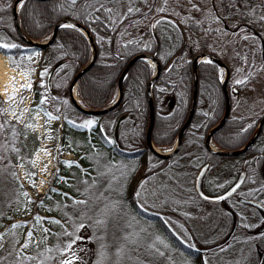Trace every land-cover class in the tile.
<instances>
[{"label": "trees", "instance_id": "1", "mask_svg": "<svg viewBox=\"0 0 264 264\" xmlns=\"http://www.w3.org/2000/svg\"><path fill=\"white\" fill-rule=\"evenodd\" d=\"M12 3L13 0H0V33H6L8 44L15 43L20 47L0 51L10 57L39 52L17 32L13 21ZM101 4L113 9V12L107 13L103 9L96 11ZM20 5L17 11L18 22L23 35L30 39L48 38L54 26L62 20L75 21L88 30L96 48V57L76 82L80 103L87 108H103L114 102L118 79L129 59L135 54L147 53L158 60L161 68L151 84L154 118L150 138L156 147L172 146L187 117L194 81L193 59L200 52H209L217 56L229 68L226 86L229 92L230 112L223 124L211 134V141L217 148L228 150L241 147L250 138L258 121L264 115V101L260 105H255L253 110L233 114L234 96L253 93L258 87L264 89L263 40L254 32L260 41L257 44L251 38L245 46L237 48L242 58L238 65H235L233 60L225 59L221 42L228 27L223 17L213 7L210 11L202 13L185 11L171 13L165 9L157 14L156 0H77L75 5L66 3L65 0H24L23 8ZM85 5L94 7L86 9ZM61 7L65 10L61 11ZM129 7L138 8L139 11L134 10L125 15ZM84 13L90 15H82ZM96 17H99L98 21L95 20ZM153 24H156L155 28L152 27ZM48 51L52 53L51 57L47 55ZM42 52L40 60L47 69L43 77V88L49 93L47 102L54 107L52 115L59 117L60 120L57 130L59 142L65 143L69 133H77L84 138V143L70 149L74 157H60L59 153H56L55 168L47 188L38 195V198L30 197L31 217L29 216L28 221H34V216H40L43 218L41 224L43 226L48 217L41 212L57 211L50 207L49 199L52 195L60 196L62 190L69 191L72 180L84 183L91 178L92 182L97 170L99 172L100 169L111 166L119 176L115 181L116 195L113 200L122 215L121 218L125 220V217L133 213L135 216L150 220L165 238V241L160 242L162 244L160 251H156L160 254L159 262L156 260L158 254L156 258H144L140 255L141 244L138 243L142 242L141 234L131 229L134 232L132 243L136 245L135 247L132 245V248L136 250L130 254L119 251V254H115L114 264H207L206 252L222 248L232 234L224 242L203 249L188 242L183 234L175 230L174 226L180 221L187 220L191 211L195 208L200 209V203L204 202L184 180L176 181L178 173L191 175L203 163L208 162L209 166L202 179V186L205 189L207 183L204 181L208 171L225 160H235L237 168L233 172L231 170V174L237 175L240 171L246 173L243 184L236 194L257 200L264 205V123L255 140L244 152L236 156L213 153L204 144L209 129L220 120L225 108L222 69L216 62L214 65H206L201 62L202 60L198 61L197 98L192 119L182 134L178 150L163 158L151 150L146 140L149 120L147 86L155 73L156 67L153 63L144 58L136 59L122 79L120 102L110 111L96 115L79 111L73 106L68 95L70 80L88 63L92 55L91 44L84 32L77 27L76 29L58 27L53 41ZM10 64L15 65L13 61ZM244 79L247 83L235 84L236 80ZM231 85L235 86V91L233 88L230 89ZM37 92V95L41 96L42 90ZM45 105L46 103L40 104L42 110L51 113ZM76 118L80 121H76ZM87 119L96 121L93 129H81L69 123L72 121L79 124ZM4 121H7L5 117L0 116V123ZM7 122L9 126L0 137L3 139L9 135L16 141V147L11 142L10 147L5 144V148L0 141L1 155L7 156V159L0 161V166L10 164L14 166L15 162L11 160V155L22 157V149L25 150L26 146L17 125ZM12 126L18 135H13ZM9 148H18L19 152L8 155ZM64 161L73 162V166L67 167ZM141 167H144L142 171ZM176 170L177 173L173 174L172 172ZM164 171L173 187L166 189L160 201L145 200L143 186L153 175ZM137 173L140 175L139 179L135 177ZM20 188L21 183L16 190L0 189V200H6V204H0V207L5 205L4 208H0V220L3 223L9 220V216L18 213L13 209L17 203H25L26 199H29V197L24 199ZM52 188L56 189V192H51ZM138 191L141 193L139 196ZM70 193L75 197L72 200L85 197L83 189L77 194L73 191ZM21 196L24 200H21ZM229 199H225L224 203L235 216L234 231L239 227L249 230L251 223L249 225L245 223L242 213ZM41 200L43 206H40ZM68 218L70 220L69 216ZM24 222L17 221V224L23 225ZM261 233H264V230L252 236L257 238ZM116 245L120 250L128 248V243L121 237ZM93 257L95 258L94 254L90 255L88 264L93 262ZM97 261L104 262L102 253ZM258 264H264V259L261 258Z\"/></svg>", "mask_w": 264, "mask_h": 264}, {"label": "rangeland", "instance_id": "2", "mask_svg": "<svg viewBox=\"0 0 264 264\" xmlns=\"http://www.w3.org/2000/svg\"><path fill=\"white\" fill-rule=\"evenodd\" d=\"M192 3L199 5L201 10L193 9L188 0H167V3H165V0H156V7L157 9L163 7L171 13L182 11L202 13L210 11L212 7L215 8L228 27L221 42V49L224 52L225 59L233 60L235 65H238V62L242 59L238 47L245 46L251 38L257 44L259 43L260 39L254 32L260 35L264 45V21L260 19L261 16H264V0H192ZM155 11L159 14V11L156 9ZM123 38H125V35H123ZM0 41L9 43L5 32L0 33ZM0 53L3 54L4 62L7 65L11 66V61L15 64L12 66L15 71L11 72V79L6 81L0 89V112H3V117L7 121L17 125L19 133L26 143L25 150L22 149V157L11 155V153L15 154L14 149L16 148H9L10 153L8 155H11V160H14L15 164L14 166L13 164L8 165V171H14L18 179L0 172V189L11 188L16 190L18 184L21 183L20 193L23 195L26 192L27 198L36 199L39 197L38 195L45 191L47 187L45 184L48 183L55 168L57 148L60 149V157H74L70 149L83 145L84 138L77 133H69L65 143H60L57 133L58 120L48 119L40 104H38L39 97L44 98V95H47L45 89L41 86L44 76L41 77L40 74L45 70L40 60L43 52L23 53L12 57L3 51H0ZM47 55L51 57L52 53L48 51ZM28 57H31V59H28ZM222 70L221 76L223 78L224 68ZM18 73L21 76H18ZM29 83L32 86L31 90L22 87ZM231 88L235 89V86L231 85ZM37 90H42L41 96L37 95ZM263 101L264 89L261 87L255 89L253 93L234 96L233 114L253 110L255 105H260ZM47 108L51 112L53 111L50 103L47 104ZM13 111L16 116L12 115ZM17 116L20 118L19 121L16 118ZM76 121L80 120L76 118ZM26 125H31V127H26ZM19 136L18 138H20ZM0 141L5 148L11 142L16 147V141L12 140L9 135L3 139L0 137ZM212 145L215 147L213 143ZM170 147L157 146L161 151H168ZM12 150L14 151L12 152ZM234 162L235 160L232 159L225 160L206 173L204 183L207 184L204 186V190L207 194H219L234 180L236 175L231 174V170L233 172L237 168V164H234ZM3 167L0 166V169ZM143 169L144 167L140 168L141 171ZM28 173H34V175L29 176ZM172 173L176 174L177 170ZM194 175L195 172L191 175L178 173L176 181L184 180L187 186L193 187ZM43 177L47 179L45 180ZM118 177L113 167L110 166L106 169H100L99 172L97 170L92 182H90L91 178L84 183L72 180L69 191L62 190L60 196L52 195L49 199L51 209L57 211L55 213L51 211L50 213L48 211L41 212L42 215L48 217L43 226L36 224L35 221H28L29 216L31 217L30 203L23 195L27 202H19L13 208L18 213L9 216V220L4 223L0 220V233L7 231V235L4 237L5 247L0 249V257H7L4 264H15L17 251L21 253V256L37 257L35 261L21 260L20 264H62V261L67 259H71L72 262L80 261L81 264H88V258L90 259L92 254L95 258L93 257L94 260L91 264H114L115 254H119V251L130 254L134 250L132 245L133 247L136 246L132 243L134 232L131 229L141 234L142 242L138 243V245L141 244L139 248L140 255L144 258H156L158 254L156 251H160L162 247L160 242L165 241V238L150 220L135 216L133 213L125 217V220L121 218L122 215L118 212L117 204L113 200L116 195L114 190L115 181ZM135 177L139 179V173ZM33 182L35 186L41 185V192L34 190ZM220 185H223V187H220ZM172 187L173 183L167 179L166 171L155 174L143 186L144 199L160 201L163 194L166 193V189ZM80 189H83L85 197L72 200L75 197L71 195L70 191L77 194ZM63 194H66V196ZM23 197L21 196V200H24ZM229 198L230 203L242 213L245 223L248 225L251 223L250 232L240 227L233 231L232 237L222 248L206 252V263L258 264L264 256V233H261L257 238H253L252 234H255L254 231L263 225L261 213L256 206L239 201L238 195H231ZM77 201H85V203H76ZM0 204H6V200H0ZM4 206L0 208L2 209ZM53 217H56V219ZM54 219L59 223H49V220ZM17 221L25 222L23 225L21 224V227L12 229L11 225L17 224ZM81 224H83V227H80ZM232 225L233 216L222 201H204L200 203V209H193L190 217L187 220L180 221L174 228L183 234L188 242L204 249L213 244L224 242L231 231ZM30 229L33 232V238L28 241L29 248L21 249L20 245L26 242V235ZM44 229L48 231L45 232ZM120 237L128 243L127 249L120 250L116 245ZM73 240H75V243L72 249L66 250L67 244ZM9 251L13 253L12 256L8 255ZM62 252L63 255H61ZM101 253L104 262L97 261ZM159 255L156 260L160 262Z\"/></svg>", "mask_w": 264, "mask_h": 264}, {"label": "water", "instance_id": "3", "mask_svg": "<svg viewBox=\"0 0 264 264\" xmlns=\"http://www.w3.org/2000/svg\"><path fill=\"white\" fill-rule=\"evenodd\" d=\"M20 3H21V0H13V3H12V15H13L14 25L16 27L17 32L26 41L31 43L37 49L42 51L53 41V39H54V37L56 35V31H57L59 25H61V24H66V23L75 24L77 26V28L81 29L84 32V34L86 35V37H88V40H89V42L91 44V48H92L91 58L88 61V63L83 68H81L73 76V78L70 80V82L68 84V95H69L70 101L73 104V106L75 108H77L79 111H82L84 113H89V114H96V115L97 114H104V113L110 111L111 109H113L120 102V99H121V96H122V79L125 76V74L127 73V71L129 69V67L131 66V64L138 58H144V59H148V60H151V61L154 62L155 66H156L155 73L152 76V78L149 80L148 86H147V96H148V104H149V120H148L146 140H147V144L149 145L151 150L155 154L159 155L160 157H163V158L168 157V156L174 154L178 150V148H179V146L181 144L182 134L185 131V129L188 126V124L190 123L191 119H192V116H193V113H194V109H195V104H196V98H197V82H198V80H197V76H196V66H197L198 61L202 60V58H204V57L211 58L221 68H224V71H225L224 77L222 79V90H223V93H224V96H225L224 112H223V115L221 116L220 120L209 129V131H208V133H207V135L205 137V140H204L205 146L213 153H217V154H220V155H226V156H236V155L244 152L248 148V146L255 140V138L259 135L261 127H262V125L264 123V115L258 121V123H257V125L255 127V130L252 133V135L250 136V138L241 147L236 148V149H228V150L219 149V148H216V147H214V148L210 147V139H211V134H212L213 130L218 128L219 126H221L223 124V122L225 121V119L227 118V116H228V114L230 112L229 93H228V89L226 87L227 78H228V75H229V68L217 56H213L209 52H200V53L196 54V56L193 59L194 81H193L191 105H190L187 117H186L184 123L182 124L181 128L179 129V131L177 133L176 141H175V144L173 145V147L167 152H163L161 150L158 151L156 149V147L152 144V141H151V138H150L151 128H152V124H153V118H154V109H153V102H152V96H151V84H152L153 80L155 79L156 75L158 74V72H159V70L161 68L158 60L154 56H152L150 54H147V53L135 54L133 57H131L129 59V61L125 65V67H124V69H123V71H122V73H121V75H120V77L118 79L117 97H116L115 101L113 103L103 107V108H97V109L87 108V107L83 106L82 104H80V102H77V101L74 100V98L72 97L73 96L72 95V90H73V87L76 86V82H77L79 76L92 65V63L94 62V59L96 57V48L94 46V43L92 41L91 36L89 35L88 30H86L84 27H82L79 23H77L75 21L62 20V21H60L59 23H57L54 26V28H53V30L51 32V35L45 41H37V40L30 39V38L25 37L23 35V32H22V30L20 28V25H19V22H18L17 10H18V7H19ZM207 166H208V162H205L197 170V172L195 174V177H194V182H193L194 190H195L196 194L201 199L206 200V201H211V202L222 201V200H219V199H216V198L220 197V196H224L225 199H226L227 197L230 196V195H228V193L231 192L233 187H236L237 185H239V187H240L242 185V182H243L244 177H245V173L244 172L239 174L237 176V178L235 179V181L232 182L220 194H218V195L206 194L203 191V189H202L201 180H202L204 171L206 170ZM233 193L234 192H231V195ZM240 200L242 202H244V203H248V204H252V205L256 206L259 209L261 215L264 218V206L262 204L258 203L257 201H255L253 199L246 198V197H241ZM72 264H81V263L79 261H73Z\"/></svg>", "mask_w": 264, "mask_h": 264}, {"label": "snow or ice", "instance_id": "4", "mask_svg": "<svg viewBox=\"0 0 264 264\" xmlns=\"http://www.w3.org/2000/svg\"><path fill=\"white\" fill-rule=\"evenodd\" d=\"M66 3L70 2L71 5H75L77 3V0H65ZM165 3H167V0H165ZM188 3L191 4L192 8L197 10V11H200V7L199 5L195 4V3H192V0H188ZM23 5H24V0H21V8H23ZM89 7H94V5H85V8H89ZM103 9V11L107 12V13H112L113 12V9L111 8H107L105 7L104 4H101L100 5V8L99 9H95L96 11H99ZM61 11H64L65 9L63 7H61L60 9ZM139 11V9H133L132 7H129L128 8V11L127 13H125V15H127L128 13H132L133 11ZM157 11H160V12H163L165 11V9L163 7H161L160 9H157ZM82 15H90V13H84ZM218 19V17H217ZM261 21H264V16H261L260 17ZM96 21L99 20V17H96L95 18ZM39 23V22H37ZM159 23V21H157V24ZM59 27L63 28V29H76V25L75 24H71V23H66V24H61L59 25ZM153 28L156 27V24H153L152 25ZM129 43H131V41H129ZM20 46L15 44V43H11V44H8V43H0V49H18ZM147 47V45H146ZM28 59H31V57H28ZM202 63L206 64V65H214L215 64V61H213L211 58H208V57H204L202 58ZM47 72V69L44 70V72H41V77H43L45 75V73ZM247 83V80L244 79V80H236L235 81V84L237 85H242V84H245ZM42 87L44 86L43 84L41 85ZM22 87H25L27 88L28 90H31V83L27 84V85H24ZM235 91V89H234ZM43 95V94H42ZM11 99V97H10ZM47 102V97H44L42 98L39 103L40 104H45ZM3 115V112H0V116ZM12 115L13 116H16V113L13 111L12 112ZM45 115L48 117V119H59V117H55L53 116L50 112H45ZM207 115V113L205 114ZM17 120L19 121V117L17 116L16 117ZM69 123H72L73 124V127H78V128H81V129H93L96 125V121L92 120V119H87L79 124H75L74 122L72 121H69ZM8 122L7 121H4L3 123H0V134H4V130L8 127ZM26 127H31V125H26ZM12 130V133L13 135H18V133H16V129L14 126H12L11 128ZM50 138V137H49ZM16 152H19V149H14ZM60 149L59 147L57 148V153H59ZM7 159V156L6 154H3V155H0V161H3ZM67 167H72L73 166V162L71 161H64L63 162ZM22 166V165H21ZM46 167V166H45ZM0 172H3V173H6L8 175H10L11 177L13 178H16L18 179L17 177V174L14 172V171H11L9 172L8 171V166L5 165L2 169H0ZM27 175L29 176H33L34 173H28ZM33 187H35V183L33 182ZM220 187H223V185H220ZM239 187V185H237L236 187H233L231 192H235L237 190V188ZM51 192H56V189L52 188L50 189ZM231 192L228 193V195H231ZM23 195L25 197H27V193L24 192ZM63 195H66V194H63ZM137 195H141V193L138 191L137 192ZM48 198V197H46ZM216 199H219V200H223L225 199L224 196H220V197H217ZM28 203H32L31 199L29 198L28 199ZM40 206H43V200H41L40 202ZM76 203H85V201H77ZM113 208L115 206H112ZM34 221L36 222V224L40 225L42 224V220L43 218H41L40 216H34L33 217ZM49 223H59V221H56V220H49ZM98 223H100V221H98ZM22 225L20 224H13L11 225V228L12 229H16V228H19L21 227ZM80 227H83V224L80 225ZM45 232H47L48 230L47 229H44ZM7 235V231L5 233H0V249H3L5 247V240H4V237ZM33 238V232L32 230L30 229L28 232H27V235H26V242L21 244L20 245V248L21 249H28L29 248V242L28 241H31ZM75 243V240L71 241L70 243L67 244L66 246V250H71L72 249V246L73 244ZM221 251H223V249H221ZM64 253L62 252L61 255H63ZM163 253H161L162 255ZM9 256H12L13 253L11 251H9L8 253ZM7 259V257H0V264H4V261ZM36 257H30V256H21V253L19 251L16 252V255H15V264H20V261L21 260H35ZM62 264H72V260L71 259H67V260H64L62 261Z\"/></svg>", "mask_w": 264, "mask_h": 264}, {"label": "bare ground", "instance_id": "5", "mask_svg": "<svg viewBox=\"0 0 264 264\" xmlns=\"http://www.w3.org/2000/svg\"><path fill=\"white\" fill-rule=\"evenodd\" d=\"M13 71H15L14 68L10 65H7L4 62L3 54L0 53V89H2V86L6 81L11 79L10 75H11V72ZM18 76H21V75L18 73ZM72 95H73L72 97L74 98V100L78 102L79 96L76 91V86L73 87ZM210 147L214 148L212 144H210ZM156 149L159 151L157 147Z\"/></svg>", "mask_w": 264, "mask_h": 264}, {"label": "flooded vegetation", "instance_id": "6", "mask_svg": "<svg viewBox=\"0 0 264 264\" xmlns=\"http://www.w3.org/2000/svg\"><path fill=\"white\" fill-rule=\"evenodd\" d=\"M45 91L47 92V90H45ZM48 95H49V93L47 92V95H44V96L48 98ZM38 100H41L40 97H39ZM38 104H40V103L38 102ZM47 104H49V101L46 102V105H45V106H46V109H48V108H47ZM51 105H52V104H51ZM52 109H53V111L51 112V114L54 115V107H53V106H52ZM48 110H49V109H48ZM56 120H58V122H60L59 119H56ZM240 172H241V171H240ZM240 172L236 175V178H237V176L240 174ZM236 178H235V179H236ZM238 190H239V189H238ZM238 190H237V191H238ZM237 191H236V192H237ZM236 192H235V194H236ZM223 204H224V206L226 207V209H228L229 206H227L226 203H224V202H223ZM250 205H252V204H250ZM253 206H254V205H253ZM254 207H255V206H254ZM228 210H229V209H228ZM229 211H230V210H229ZM233 215H234V214H233ZM263 219H264V218H263ZM263 230H264V222H263V225H262L260 228H258V230H255L254 232H255V233H257V231H258V232H263ZM248 231L250 232V230H248ZM252 233H253V232H252ZM262 259H264V256L262 257Z\"/></svg>", "mask_w": 264, "mask_h": 264}, {"label": "built area", "instance_id": "7", "mask_svg": "<svg viewBox=\"0 0 264 264\" xmlns=\"http://www.w3.org/2000/svg\"><path fill=\"white\" fill-rule=\"evenodd\" d=\"M40 188H41V185H40V186H38V188H37V189H39V190H40Z\"/></svg>", "mask_w": 264, "mask_h": 264}]
</instances>
